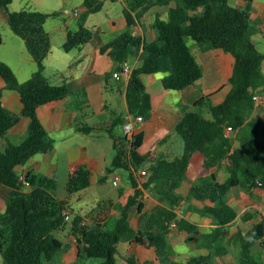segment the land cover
I'll list each match as a JSON object with an SVG mask.
<instances>
[{"label": "trees", "instance_id": "trees-1", "mask_svg": "<svg viewBox=\"0 0 264 264\" xmlns=\"http://www.w3.org/2000/svg\"><path fill=\"white\" fill-rule=\"evenodd\" d=\"M13 1L0 0V9L7 12L13 32L24 39L37 69L30 79L20 82L14 70L0 61V79L5 82V87L0 89V139L22 117L30 119L26 139L21 144L0 149V184L12 189L6 210L0 214V255L5 264H53L64 246L54 232L63 229L69 222L64 214L68 201L57 198L58 181L54 176L28 173L25 179L31 184V189L24 191L26 183L20 181L17 168L38 153L50 152L54 148V140L42 125L38 109L71 95L66 85L52 84L45 74V61L52 52V40L45 25L49 18L58 17L59 12L11 11ZM169 1L134 0L133 10L140 5L146 9ZM236 1L176 0L177 6L170 9L168 19H157L154 25L157 36L153 41L143 40L131 31L137 18L131 10L126 9L128 29L101 48L102 53H108L117 63V70L132 57H139L140 64L133 70L127 89L129 111L133 117L145 118L152 109V97L142 81V75L161 73L163 77L157 84L164 90H184L203 78V68L192 52L191 41L198 43L203 50L220 49L231 53L235 57V65L229 80L231 89L221 102H212L218 92L203 96L192 107L185 108L183 118L175 128L183 142L181 155L170 160L160 156L149 161L147 155L140 153L145 141L143 133L134 134L127 151L119 148L118 137L110 132L117 149L113 165L129 171L134 194L126 201L112 231L103 229L101 225H82L80 216L73 219L71 228L78 239V258H97L102 260L100 264H118V244L132 239L146 248H153L158 256H162L168 245L167 226L161 223L168 225L176 220L180 229L193 232L195 224L185 218L179 219L176 212L164 208L155 209L147 218L149 225L152 223L160 230L136 232L130 223L129 211L143 195V190L138 188L139 178H142L144 188H149L151 184H156L158 188L165 186L164 193L169 203L172 206L177 204L179 197L175 190L186 179L197 154L203 157L204 173L193 182L187 199L209 200L211 203L206 205L204 214L211 216L217 227L203 237L211 246V253L193 257L183 264H213V257L225 250L213 246L219 244L226 226L238 218L236 210L226 202L231 188H264V122L254 117L258 104L253 98L255 94L264 92V51L251 13L238 7ZM85 4L88 10L83 16L80 29L68 32L63 45L66 52L84 46L93 38V32L86 28L85 21L88 14L102 8L103 2L86 0ZM262 39L264 42V35ZM3 42L4 37L0 34V46ZM7 88L21 94V114L3 106L2 94ZM227 127H232L236 133L234 139L225 134ZM148 161L150 165L146 167V172L138 178L136 172ZM219 167L225 168L228 174L225 181L219 180L215 174ZM90 184L89 167L86 164L75 166L70 173L69 193L86 190ZM138 210L142 212V203H139ZM243 219L248 222L252 217L246 214ZM239 238L240 264H264V251L256 250L257 245H262L264 249V217Z\"/></svg>", "mask_w": 264, "mask_h": 264}, {"label": "crops", "instance_id": "crops-1", "mask_svg": "<svg viewBox=\"0 0 264 264\" xmlns=\"http://www.w3.org/2000/svg\"><path fill=\"white\" fill-rule=\"evenodd\" d=\"M118 1L126 3L125 10H131L137 18L136 25L131 31L146 41H153L156 38L154 25L157 19L167 20L170 9L177 6L176 0H170L167 4H156L146 9L140 5L139 8L135 7L133 10L134 0L114 2ZM104 5L105 2L99 11L103 9ZM236 5L240 8L246 7L245 9L251 13L253 24L260 33V42L264 51L262 39V35H264V0H253L252 2L237 0ZM0 10L8 21L7 12L3 9ZM87 10L88 7H84L85 13ZM45 27L52 40V52L45 61V74L52 84L66 85L71 91V95L66 99L45 104L38 109L42 125L54 140V148L50 152L35 155L27 163L19 166L17 173L25 176L28 173H35L40 176L56 177L58 181L56 196L60 200L68 201L67 210L71 212V220L80 216L86 225H101L106 230L109 225H116L126 201L134 194L130 178L128 184H122L123 177L119 172L120 167L113 165L117 149L110 132H113V135L118 139L123 138L125 136L124 124L131 120L134 125V134L143 133L145 136L140 153L147 155L149 161L160 156H165L170 160L181 155L183 142L176 134L175 128L183 118L185 108L192 107L203 96L218 92L220 93L212 98V102L217 104L224 99L231 89L229 80L233 75L235 57L220 49L203 50L198 43L191 41L192 52L197 48L198 58L194 55L200 61L204 72L203 78L200 80V82L202 81L201 85L196 83L184 90H164L157 84L163 77L161 73L154 76L142 75V81L152 97V109L145 116L143 122H138L129 111L127 101L129 80L115 78L113 74L117 71V63L108 53L101 52V48L105 44L128 29V24L124 28L103 35L94 34L92 31L93 38L89 43L70 52H66L63 45L67 40L68 32L73 31L71 26L48 28L46 23ZM7 37L21 45V42L11 33ZM6 44L4 38L0 48H4L3 46ZM0 61L7 63L14 70L20 82L30 79L37 69L35 61L30 56L24 55L23 52H17L12 47L2 51ZM127 62L133 69L140 64L139 57H132ZM262 73L264 75V62ZM4 87L5 82L0 79V89ZM2 104L11 112L17 114L22 112V98L17 90L4 89ZM119 107H122L125 112L121 113ZM254 117L264 122V100L258 103ZM29 124L30 119L22 117L21 121L4 138L0 139V149L5 150L9 145L21 144L27 137ZM232 132L230 137L234 139L236 133ZM262 135L264 136V130ZM153 153L154 157H152ZM149 161L136 172L138 178L140 175L138 173L146 172V167L150 165ZM80 164H86L89 167L91 184L86 190L70 194L68 191L70 173L75 166ZM192 166L193 160L186 179L175 190L179 201L174 206L169 203L164 193L165 186L158 188L159 186L156 184H151L149 188H144L142 181L139 180L138 188L143 190V195L130 209L129 219L136 232L146 233L148 229L160 230L152 223L149 225L147 218L155 209L164 208L176 212L179 219L185 218L195 224L196 229L189 233L187 230L180 229L178 225L173 227L170 224L161 223L162 226H167L165 229H167L166 241L168 245L162 256H158L153 248H146L133 239L123 240L117 248L118 264H171L172 262L183 264L193 257L207 256L211 253V246L203 238L205 235L211 234L217 227L213 218L204 214L206 205L211 202L195 198L187 199L193 182H196L204 173L202 164L194 171H192ZM215 174L221 181L228 178L223 167L217 168ZM115 175L121 176L118 186L113 184ZM110 182L113 187L118 188V193L112 196L103 191L104 186ZM30 189L31 187H25L24 191ZM89 191L92 196L90 199L83 195V192ZM11 195L12 189L0 184V214L6 210ZM78 196L79 203L76 206L78 211H75L70 204ZM226 202L236 210L238 218L226 226L219 244L213 246V248L219 247L225 250L222 254L215 255L212 263L240 264L239 237L241 234L247 233L255 223L263 220L264 188L233 187L227 193ZM139 203L143 204L142 212L138 210ZM246 214H249L252 220L245 222L243 217ZM65 228L66 226L60 230ZM69 236V246L66 248L63 246L64 251L62 250L63 260L67 264H71L72 260L76 261L79 252L78 239L73 231L69 233ZM257 246L256 250H261ZM0 264H5L1 255Z\"/></svg>", "mask_w": 264, "mask_h": 264}, {"label": "rangeland", "instance_id": "rangeland-1", "mask_svg": "<svg viewBox=\"0 0 264 264\" xmlns=\"http://www.w3.org/2000/svg\"><path fill=\"white\" fill-rule=\"evenodd\" d=\"M99 1L105 2V5L101 11L97 13L88 14L87 19L85 21L86 28L92 30L94 34L103 35L126 27L127 22L124 13V10L127 6L126 3H124L123 1H118V2H111L109 0H99ZM85 2L86 0H14L10 5V10L11 11L41 10L45 12H59L58 17H51L48 19L47 22L48 28L52 26L65 27L67 25H70L71 29L74 32H76L80 29V24L83 22V16L85 15V11H83V9L84 7H86ZM242 8L245 9L246 7H242ZM76 11H80V12L82 11V15L80 17L75 16L74 13ZM0 33L3 34L1 35L6 39V43H7L6 46H3L4 48H0V55L2 54V51H5L10 47H12L17 52H23L24 55L30 56L24 39L18 36L17 34H14L13 30L11 29L7 21V17L3 14L2 10H0ZM9 33H11V35H14V37H16V39H18L21 42V45H18L15 41H11L10 39H8L7 35ZM193 52L198 58L197 48H195ZM197 83H199L198 85L200 86L202 81L201 82L198 81ZM119 110L121 111V113L125 112V110L122 109V107H119ZM202 161H203L202 155L197 154L193 159L192 171L197 169V167L202 164ZM119 172L123 177L122 184H128L129 174H130L129 171L125 168H120ZM139 180L142 181V178L141 179L139 178L138 181ZM103 191L107 195L112 196L118 193V188L113 187L110 182L108 185L104 186ZM83 195H86V197L89 199L92 197L91 191L83 192ZM78 203H79V196L77 198H74L70 204L73 210L78 211V209L76 208V206H78ZM74 216L75 213L72 215V217L74 218ZM71 221H69V223L66 225V228L64 230H56L54 232V235L58 239L63 241L65 248L69 246V242H70L69 233L72 231ZM115 226H116L115 224H111L109 225V227L106 228V230L112 231L115 229ZM261 246L258 245L257 248L262 249L264 251V249L261 248ZM63 251H60L57 254L53 264L66 263V261L63 260ZM101 262H102L101 259L85 257L81 259L78 258L76 261L72 260L71 264H79V263L100 264Z\"/></svg>", "mask_w": 264, "mask_h": 264}, {"label": "built area", "instance_id": "built-area-1", "mask_svg": "<svg viewBox=\"0 0 264 264\" xmlns=\"http://www.w3.org/2000/svg\"><path fill=\"white\" fill-rule=\"evenodd\" d=\"M74 14L77 17L80 16L79 11H76ZM133 70H134L133 67L128 62H126L125 64L122 65V67L119 70H117L113 74V76L115 78H125V79L129 80L131 78ZM253 98L257 104L262 102L264 100V92L260 93V94H255ZM135 119L138 122H143L145 118L143 116H138V117H135ZM124 130H125V136L123 138L119 139L117 144H118L120 149L129 151L130 143L134 137V125H133V122L131 120L126 121V123L124 124ZM232 130H233L232 127H227L225 129V134L227 136H230ZM152 157H154V153H153ZM226 165L227 166L229 165L228 161H227ZM138 174H140V173H138ZM20 181L25 182L26 187H31V184L28 181H26L25 175H20ZM120 181H121V176L115 175L113 184L115 186H118ZM64 214H65V219L67 221H70L71 220V212L69 210H66ZM82 225H86V223L83 221ZM170 225L173 227H176L177 221L176 220L172 221Z\"/></svg>", "mask_w": 264, "mask_h": 264}]
</instances>
